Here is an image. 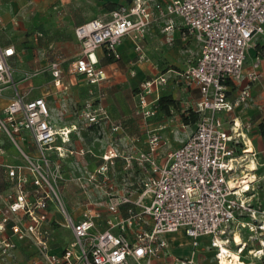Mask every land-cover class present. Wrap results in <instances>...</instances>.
Listing matches in <instances>:
<instances>
[{"label":"built area","instance_id":"obj_1","mask_svg":"<svg viewBox=\"0 0 264 264\" xmlns=\"http://www.w3.org/2000/svg\"><path fill=\"white\" fill-rule=\"evenodd\" d=\"M176 20L184 38L193 39L199 46L198 56L176 77L186 89L199 94L193 110L200 119L163 163L158 162L157 155L165 144L160 131L166 125L148 130L147 150L137 151L139 175L134 181L132 157L123 155L120 192H116L112 179L119 155H106L105 164L90 175L89 181L100 177L109 180L110 191H105L104 202L88 204L81 219L66 211L54 190H44L30 200L24 169L39 172L40 161L47 165L46 153L57 148L59 137L63 144L68 143L77 124L58 127L59 116L44 97L30 98L33 88L19 90L12 66L18 52L0 43V168L9 169L8 177L15 185V193L8 196L9 211L14 216L11 222L5 215L4 194L0 192V256L15 247L6 233L9 225L16 239L28 238L37 243L42 264H197L195 255L172 254L167 235L178 232L191 240L194 251L202 239H207L218 264L228 257L225 251L229 250V237L235 242L239 235L241 244L235 242V247L239 263L244 264L241 258L247 244L232 226L247 230L251 238L264 237V206L261 201L254 202L255 194L251 193L257 181L255 171L249 190L236 187L239 178L251 173L249 165L255 163L257 170L260 164L250 137L253 124L242 121L235 110L248 104L252 84L260 78L261 56L255 58L249 70L246 60L249 49L264 40V0H131L75 28L80 51L71 61L58 56L43 68L24 72L22 81L47 72L50 85L64 93L71 85L67 75L100 87L108 81V74L98 50L107 51L118 61L120 47L130 39L136 53L132 65L151 64L143 44L149 29L165 22L163 32L170 34L178 25ZM135 74L132 69L131 75ZM169 79V73H162L140 85L137 113L145 125L157 117L158 92ZM234 91L232 99L230 92ZM83 120L88 121L87 126L99 123L97 112L92 111L85 112ZM6 141L15 145L28 166L5 164ZM25 149L39 152L38 162ZM35 177V185L42 188L41 179ZM51 203L57 204L64 226L73 235L61 255L51 250ZM260 243L261 249L249 251L254 257L263 255L264 241Z\"/></svg>","mask_w":264,"mask_h":264},{"label":"rangeland","instance_id":"obj_2","mask_svg":"<svg viewBox=\"0 0 264 264\" xmlns=\"http://www.w3.org/2000/svg\"><path fill=\"white\" fill-rule=\"evenodd\" d=\"M100 5H70L51 7L46 11L51 18L50 28H46L45 24L33 25L25 22L22 33L16 37L20 49L27 53L31 50L33 64L25 66L19 62L13 63L12 66L16 71L15 80L21 79L23 73L32 71L36 68H43L53 59L62 56L67 61H71L80 51L79 43L74 39V28L68 23L69 18H78L82 12H90L94 18L103 15L105 9ZM2 14H13V10L1 9ZM43 32L44 37L39 39L36 37L37 32ZM153 37L150 46V59L160 65V72H167L168 69L180 70L186 66L187 61L192 57L191 53H187L185 46L179 40H173L171 44L166 40V36L160 32ZM3 36L0 34L1 42ZM8 40V39H7ZM52 46L50 49L49 46ZM146 53H148L146 51ZM135 59L131 57H123L118 60L119 75L111 79V83L105 82L100 87H92L86 84L84 79L74 80V86L65 93L53 94L50 85V76L43 73L33 82V93L31 97H42L43 95L54 108L53 113L58 114L56 125L59 127L77 124V130L70 136V141L63 144L59 137L55 146L49 153L47 165L40 161L39 172L33 173L30 169L25 168L24 172L29 178L26 185V191L30 195V200L36 199L44 190L55 191L60 203L72 214L76 219H81L83 214L89 207L88 204L96 202H104L105 191H110V181H104L100 177L98 181H89L90 175L96 169L103 166L106 162L105 156L117 153L116 174L112 177L116 183V192L122 190L121 179L123 175V164L125 162L123 155H131L132 159V180L139 175L136 167L137 151L144 150L147 141L145 124L137 113V103L135 101L141 83L147 77L137 67L131 65ZM132 66L136 74L131 75L127 71V66ZM170 79L166 86L162 88V95H172L179 101L182 109L188 110L195 107L199 94L196 91L188 92L183 84L176 83L174 73H169ZM70 75L66 76L69 81ZM32 81V80H31ZM29 82V81H28ZM54 98V99H53ZM56 98V99H55ZM90 104V107L88 105ZM97 112L99 123L87 126L88 121L83 120L85 112ZM162 122L167 129L164 131L163 141L170 144L176 142L185 134H190L194 126L182 129V119L180 112L172 110L170 115H165L159 111L155 122ZM116 128V130H114ZM166 139V140H165ZM254 147L257 152V160L260 165L255 171L257 181L253 183L251 193L255 194L254 202L261 201L264 203V134L253 136ZM7 152L4 155V162L8 165L21 164L28 166L27 161L16 149L15 145L9 141L5 142ZM26 154L32 158L34 162H38L40 153L31 149H25ZM112 154V155H113ZM248 162H244L246 164ZM9 169L5 166L0 168V192L4 194L5 215L11 222L14 216L9 211L8 196L15 193L14 182L8 177ZM254 174V172H253ZM254 175V177H255ZM37 176L41 179L43 187L35 185L34 181ZM111 178V176H110ZM256 178V177H255ZM111 179V180H112ZM137 184L134 185V188ZM56 203V202H55ZM50 223L54 229L58 231L61 238V244L65 245L72 240V235L61 224L64 223L63 217L57 204L50 205ZM232 231L241 233L242 241L247 244L242 253L241 261L244 264H264V252L259 257H254L250 250L256 251L261 249L260 241H264V237H250L247 230H237L236 224L232 226ZM7 235L9 241L15 243L14 248L7 249L4 255L0 256L1 264H35V261L42 260L39 246L31 239H16L7 226ZM233 234V233H232ZM178 239H183L177 236ZM229 250L237 251L235 242L229 237ZM185 240V239H183ZM65 243V244H64ZM60 244V246H62ZM203 256L204 264H215L213 256L209 250H205ZM257 254V253H256ZM212 256V257H211Z\"/></svg>","mask_w":264,"mask_h":264},{"label":"crops","instance_id":"obj_3","mask_svg":"<svg viewBox=\"0 0 264 264\" xmlns=\"http://www.w3.org/2000/svg\"><path fill=\"white\" fill-rule=\"evenodd\" d=\"M131 0H0V8L1 9H8V10H13V14H2L0 13V34L3 36L4 42L0 40V43L2 46H13L18 52V57L15 58L12 62L13 63H21L24 64L25 66L33 64L34 61H30V58H32L31 50H27V53H24V50L20 49L18 46V42L16 41V37H18L22 31H23V24L25 22L32 23L33 25H39L41 23L45 24L46 28H50V21L51 18L47 15L46 11L49 10L53 6L61 5V6H70V5H82L85 6L86 4L90 5H100L99 7H103L105 9H112L116 8L117 6L121 4H125L130 2ZM166 1V0H164ZM109 11H104L103 15L98 17L102 18L107 14ZM97 18H94L90 12H82L78 18H69L68 23L70 24L71 27L74 28L73 32V37L77 41L76 36H75V28L77 26H80L82 24H85L91 20H94ZM178 25L175 27L174 31L171 32L170 34H166L163 32V29L165 27V22H159L154 24L148 31L146 38L144 40V48H145V53L146 55L150 58V46L151 43L153 42V37L157 35V32L161 30V33H165L164 35L166 36V40H168V43L171 44L173 40H179L182 42L183 46H185V51L187 53H191L192 57L187 61L186 66L182 67L180 70H172L168 69L167 72H160V65L156 62L151 61V64H140V65H134L137 67L141 72H143L147 77L144 79V81L162 74V73H174V80L176 83H180L178 78L176 77V73L180 72L181 70L185 69L190 63H192L195 58L199 54V46L193 39L189 38H184L183 33L181 31V28L179 26V20H176ZM41 35V36H40ZM36 37H39V39H42L44 37V33L39 31L36 33ZM171 38V42H169V39ZM8 39V40H7ZM78 42V41H77ZM49 48L51 49L52 46L50 45ZM120 52H121V59L125 56L131 57L135 59L136 53L134 50V44L130 39H125L122 46L120 47ZM97 55L101 61V63L105 66V69L108 74V81L111 83V79L114 77H117L119 75V63L118 61H114L112 63H108L106 56H105V51L98 50ZM257 56H261V64L259 67V73H260V78L257 82L252 84L251 87V92H252V98L248 102L247 105L238 107L235 110V115L238 116L242 121H250L253 124L252 131H251V140L254 143L253 136L261 135L262 134V129H264V40H259L255 43V45L249 49L248 54H247V60H246V69L249 70L252 67V64ZM120 59V60H121ZM132 65V63H131ZM127 66V71L129 74H131V71L133 69L132 66ZM15 77H16V72H15ZM67 79V78H66ZM74 80H76L74 77L70 76L69 81L70 82V89L74 86ZM16 81V80H15ZM143 81V82H144ZM18 88L20 91H25L28 90L29 88H33V82H23L22 78L18 79L17 81ZM51 82V77L50 81L48 84L50 85ZM142 82V83H143ZM141 83V84H142ZM181 84V83H180ZM50 88L53 92L55 93H64L59 90H56L53 88V86L50 85ZM140 90V88H139ZM138 90V91H139ZM188 92L192 93L194 90H188ZM33 93V91H32ZM32 93L30 94V98H35L31 97ZM138 93V92H137ZM136 93V95H137ZM159 95L162 96V88L159 90ZM9 94H11L9 92ZM236 95V91L230 92V97L233 99ZM48 103V106L54 110V108L51 106L50 102H48L47 98L43 95ZM54 99V98H53ZM56 99V98H55ZM135 101H137V97L135 96ZM198 100H196L195 103H197ZM5 105V102H2V106ZM157 118V117H156ZM156 118H153L149 121L147 125H145V131L147 134L148 130H157L159 129L160 126L165 125L162 124V122H155L154 120ZM75 124V123H73ZM71 124V125H73ZM70 126V125H66ZM167 127V126H166ZM182 129H187L190 126L184 125L182 123L181 125ZM167 128L163 129L160 131L161 135L164 137V131ZM193 130V129H192ZM191 130V131H192ZM191 133V132H190ZM189 134H185L182 136L180 139H177L176 142L170 144L166 139L164 146L160 149L157 155V160L160 163H163L166 159V155L179 147L181 140H184ZM165 138V137H164ZM147 143V142H146ZM148 146L146 144L145 149L147 150ZM254 177V174H253ZM254 179V178H253ZM105 215V212L103 213ZM67 231L71 233L69 229H67L64 224H61ZM50 227L52 229V240H51V250L54 254L56 255H61L63 251L68 247V245L73 241V235H72V240L67 242L65 245H63V242L61 244L60 241V234L56 229L53 228V226L50 223ZM177 236L183 239H178ZM167 239L170 242V248L171 252L174 256L177 257H189L192 255H195L197 264H204L203 263V254L205 253V250H209L211 252V255L213 256L215 264H218L216 258H215V250L211 249L209 247V241L207 239H202L200 242V245L196 250L194 251V248L191 245V240L185 236L183 232H178L174 234H169L167 235ZM60 244L62 246H60ZM236 252V251H234ZM194 253V254H193ZM211 256V257H212ZM35 264H42L41 261L37 260L35 261Z\"/></svg>","mask_w":264,"mask_h":264},{"label":"trees","instance_id":"obj_4","mask_svg":"<svg viewBox=\"0 0 264 264\" xmlns=\"http://www.w3.org/2000/svg\"><path fill=\"white\" fill-rule=\"evenodd\" d=\"M106 59L108 63H112L115 60L111 55L105 52ZM158 110L163 112L165 115H170L172 110L180 112L181 119L184 125L194 126L200 119L199 113L193 109L183 110L182 105L179 101L175 100L172 95H162L158 101ZM262 134H264V129H262ZM264 206V203L261 202Z\"/></svg>","mask_w":264,"mask_h":264},{"label":"bare ground","instance_id":"obj_5","mask_svg":"<svg viewBox=\"0 0 264 264\" xmlns=\"http://www.w3.org/2000/svg\"><path fill=\"white\" fill-rule=\"evenodd\" d=\"M248 170L251 171L250 174H246L245 176L238 179V182L236 183V187H240L244 191L249 190V182H252L255 180V177H253V172L256 171V165L255 163H252L249 165ZM254 178V179H253ZM238 244H241V238L239 235H236V241ZM231 250V249H230ZM227 250V258L222 259V264H241L239 263V255L237 252Z\"/></svg>","mask_w":264,"mask_h":264}]
</instances>
